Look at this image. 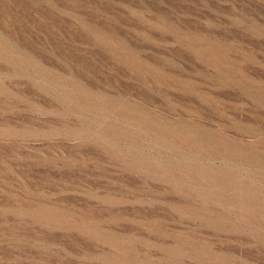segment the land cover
I'll use <instances>...</instances> for the list:
<instances>
[{
	"label": "rangeland",
	"instance_id": "rangeland-1",
	"mask_svg": "<svg viewBox=\"0 0 264 264\" xmlns=\"http://www.w3.org/2000/svg\"><path fill=\"white\" fill-rule=\"evenodd\" d=\"M0 264H264V0H0Z\"/></svg>",
	"mask_w": 264,
	"mask_h": 264
},
{
	"label": "bare ground",
	"instance_id": "bare-ground-1",
	"mask_svg": "<svg viewBox=\"0 0 264 264\" xmlns=\"http://www.w3.org/2000/svg\"><path fill=\"white\" fill-rule=\"evenodd\" d=\"M210 170V169H209ZM217 183V182H216Z\"/></svg>",
	"mask_w": 264,
	"mask_h": 264
}]
</instances>
